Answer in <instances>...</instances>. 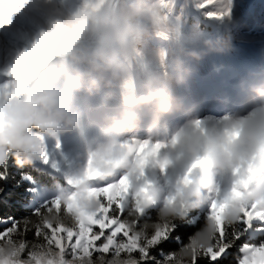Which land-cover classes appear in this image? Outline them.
Instances as JSON below:
<instances>
[{"label": "clouds", "instance_id": "obj_1", "mask_svg": "<svg viewBox=\"0 0 264 264\" xmlns=\"http://www.w3.org/2000/svg\"><path fill=\"white\" fill-rule=\"evenodd\" d=\"M214 3L207 0L205 7ZM169 11L168 0H89L69 23L84 22L79 39L64 54L49 60L23 92L0 99V168L11 158L21 168L34 165L43 159L45 137L58 139L80 130L84 113L79 102L83 96H94L105 89H125L126 106L106 118L109 127L104 139L74 177L77 182L73 190L60 193V207L47 210L43 219L48 224L71 226L92 216L100 209L101 201L93 194L91 177L110 180L123 169L128 177L123 191L131 197L125 205L124 221L134 237L147 239L166 224L186 221L192 211L208 203L209 193L220 191L219 176L241 169L245 183L221 200L219 216H209L177 252L178 264H192L198 250L214 246L218 223H237L249 204L264 207V81L248 89L256 101L254 114H233L226 125H221L206 124L197 113L188 112L183 123L169 131L163 117L183 110V105L176 103L175 86L186 83L205 57L234 49L230 35L205 39L200 47L191 46L170 25ZM212 14L228 15L217 11ZM85 33L92 39L90 45L80 43ZM153 38L167 41L169 47L150 50ZM150 55L159 61L160 70L146 72L143 91L138 92L132 86L134 71ZM145 106H153L155 115L146 138L134 142L147 141L162 147L141 167L124 138L130 133L139 135ZM149 166L161 172L184 168L173 194L169 195L162 184L144 181ZM157 205V220H144V213ZM0 249L9 256L16 251V244L3 241ZM106 259L99 257L84 264H106ZM108 264L139 261L135 256L123 255L112 257Z\"/></svg>", "mask_w": 264, "mask_h": 264}, {"label": "rangeland", "instance_id": "obj_2", "mask_svg": "<svg viewBox=\"0 0 264 264\" xmlns=\"http://www.w3.org/2000/svg\"><path fill=\"white\" fill-rule=\"evenodd\" d=\"M89 0H27L21 9L11 17V23L0 27V92L7 93L15 84V76L10 70L15 66L19 56L25 51H31L35 43L46 32H51L57 23L69 24ZM170 11L168 19L178 32L180 38L193 47H200L205 39L230 35L234 49L226 54H211L196 65V70L184 84L175 86L176 103L183 105V110L163 117L169 131H174L178 124L183 123L188 112H195L200 119L207 123L216 122L226 125L233 114L247 117L254 114L256 101L248 91L253 84L264 81V0H215L210 6H203L206 0H168ZM227 12L226 16H213L210 13ZM80 43L90 45L92 39L87 33L82 35ZM169 47V43L161 38L149 41V49ZM160 70L159 61L154 55L146 58L145 63L134 71L132 86L143 91L145 73ZM127 91L119 87L105 89L94 96H83L80 107L84 113L82 128L76 132L65 134L62 137H45L44 149L48 152L49 160L37 161L33 167L44 174L30 176L28 171L19 170L14 158L0 168V196L8 187V179L12 173L21 171L19 183L29 187L25 193L31 196L27 205L36 208H45L57 199L60 193L72 191L69 183L86 166L89 153L104 139V133L109 127L107 117L118 114L126 106ZM143 124L139 135L127 134L126 142L142 141L146 138L147 129L155 115L153 106H145L141 110ZM163 155V153H161ZM21 168V167H20ZM124 170L118 171L115 178L123 175ZM184 168L174 167L166 172L149 166L146 169L144 181L162 184L168 194L174 193L176 181L183 175ZM237 176L227 173L218 177L220 191L208 194V203L202 208L192 211L186 221L172 222V228L166 239L170 240V232L176 226L193 225L197 220H203V225L211 213V204L215 200H222L234 187ZM143 182V181H142ZM98 186V182H93ZM14 185V184H13ZM3 186V187H2ZM14 191L15 188L12 186ZM131 200L128 197L126 204ZM159 205L151 208L157 210ZM150 211V209H149ZM126 213V214H125ZM124 218L127 216L124 210ZM148 210L144 216H148ZM143 216V217H144ZM157 220V215L154 222ZM1 223V222H0ZM5 223V222H3ZM11 230V228H9ZM198 231V230H197ZM196 231V232H197ZM194 235V234H193ZM191 235L187 242H190ZM147 239L139 240L142 247L147 248V256L137 251L133 254L139 264H171L169 258L172 253L152 251ZM244 241L241 246V256L237 264L246 254L245 246L264 244V218L254 217L251 222L243 217L235 224L224 225V235L219 234L214 239L218 251L220 247L234 245ZM178 240V239H177ZM250 241V242H249ZM42 242V241H41ZM158 242V243H159ZM211 254L198 250V256ZM217 259V258H216Z\"/></svg>", "mask_w": 264, "mask_h": 264}, {"label": "snow or ice", "instance_id": "obj_3", "mask_svg": "<svg viewBox=\"0 0 264 264\" xmlns=\"http://www.w3.org/2000/svg\"><path fill=\"white\" fill-rule=\"evenodd\" d=\"M27 0H0V27L11 23V17L18 12ZM207 2V0H206ZM203 6H206L203 5ZM210 15H213L210 13ZM84 22L78 24L57 23L55 30L46 32L35 43L32 50L23 52L17 59L15 66L11 68L10 75L15 76V84L7 93L0 92V99L7 95H15L23 92L28 83L37 77L45 68L47 62L56 55H62L67 47L74 44L80 36ZM199 123V122H198ZM130 152H135L138 166H145L151 157L158 154L162 145H152L150 142H132L128 145ZM43 160L48 162L49 155L46 150ZM89 168L91 160H89ZM234 174L238 177L235 181L232 193H236L245 183V176L241 169H236ZM94 186L93 194L101 201L100 209L92 216L77 221L75 225L63 226L42 222L36 226L38 241L34 244L26 239H15L14 234L19 232L18 226L14 229L0 233V242L9 241L16 244V251L9 256H4L0 249V264H75L76 261L88 262L99 257L106 259V264L112 257L132 255L140 251L147 256V248L142 247L139 239L128 230L124 221V210L128 194L123 191L128 182V177L122 175L119 178L101 181L97 177H91ZM75 178L70 179V184H75ZM173 197H169L171 200ZM221 200H215L211 204L210 218L219 216ZM59 208L60 201L56 199L48 206L47 210ZM243 217L249 222L254 217L264 218V207L255 203L245 208ZM242 218V217H241ZM173 226L166 224L147 240L149 246L157 244L162 238L166 239ZM26 231V230H25ZM218 234L224 235V224L218 223ZM42 241V242H41ZM216 245L208 249H201L211 254L213 259L218 258L225 251V247L216 250ZM246 254L240 264H264V244L245 246ZM196 256L192 264H195ZM171 264H178L175 253L169 258Z\"/></svg>", "mask_w": 264, "mask_h": 264}, {"label": "trees", "instance_id": "obj_4", "mask_svg": "<svg viewBox=\"0 0 264 264\" xmlns=\"http://www.w3.org/2000/svg\"><path fill=\"white\" fill-rule=\"evenodd\" d=\"M18 168L21 171H28V174L34 177L44 174L42 170L31 165ZM21 171L16 173L10 172L12 175L11 178L8 179V187L6 188L5 193L0 196V233L10 230L9 228L14 229V227L18 226L20 231L14 234V238L18 240L26 239L29 243L34 244L38 241V237L36 236V226L42 222L46 210L43 207L38 209L35 206L30 207L27 205V201L31 195L25 193V189L29 186L21 182L19 183V175H21ZM12 186H14L15 191ZM156 211L157 210L155 209L148 210L149 215L144 216L143 219L154 222V218L157 215ZM202 226V219L197 220L193 225H178L170 232L171 239L157 243L152 251L156 254L157 252H175L179 249L180 245H184L188 238L195 234ZM233 244L234 245L227 247L225 255L214 260L208 255L198 256L195 259V264H237L241 256L240 248L245 243L238 239V241ZM144 264L154 263L147 262Z\"/></svg>", "mask_w": 264, "mask_h": 264}]
</instances>
